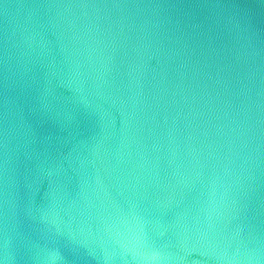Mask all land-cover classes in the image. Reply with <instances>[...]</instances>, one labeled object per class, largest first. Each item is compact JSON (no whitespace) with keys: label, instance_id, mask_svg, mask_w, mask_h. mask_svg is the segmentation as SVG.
<instances>
[{"label":"water","instance_id":"obj_1","mask_svg":"<svg viewBox=\"0 0 264 264\" xmlns=\"http://www.w3.org/2000/svg\"><path fill=\"white\" fill-rule=\"evenodd\" d=\"M0 264H264V0H0Z\"/></svg>","mask_w":264,"mask_h":264}]
</instances>
